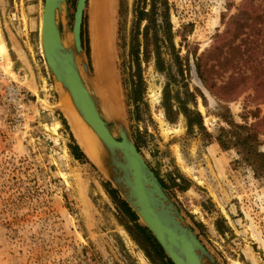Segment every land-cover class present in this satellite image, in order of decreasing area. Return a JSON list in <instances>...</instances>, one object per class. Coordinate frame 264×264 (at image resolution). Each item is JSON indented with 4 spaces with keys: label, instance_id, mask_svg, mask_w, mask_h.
<instances>
[{
    "label": "rangeland",
    "instance_id": "374dc122",
    "mask_svg": "<svg viewBox=\"0 0 264 264\" xmlns=\"http://www.w3.org/2000/svg\"><path fill=\"white\" fill-rule=\"evenodd\" d=\"M168 1L176 51L182 56L191 51L189 89L206 97V103L197 98L206 132L189 134L183 115L175 124L167 121L161 105L166 78L153 63L145 70L148 109L142 121L135 120L123 84L119 39V29L129 38L134 0H124L128 13L123 18L120 0L117 6L112 91L118 108L104 107L96 84L92 89L113 133L118 127L112 116H117L136 147L140 139L139 152L216 263L264 264V171L257 173L242 163L238 150L223 151L215 140L233 124L254 123L250 112L259 109L263 117L264 103L253 100L252 88L235 101L219 103L198 79L193 58L209 50L234 18H242L244 2ZM44 3L0 0V43L7 52L6 58L0 56V264H152L108 193L103 169L89 157L77 160L69 148L73 141L62 120L63 93L41 46ZM100 3L88 0L83 21L84 58L93 82ZM76 5L77 0H68L59 21L70 44ZM225 107L230 115L222 119L218 114ZM261 140L264 152V135Z\"/></svg>",
    "mask_w": 264,
    "mask_h": 264
},
{
    "label": "trees",
    "instance_id": "16d2710c",
    "mask_svg": "<svg viewBox=\"0 0 264 264\" xmlns=\"http://www.w3.org/2000/svg\"><path fill=\"white\" fill-rule=\"evenodd\" d=\"M243 2L242 18H234L227 31L216 36L215 43L209 50L199 57L197 53L193 55L198 79L219 103L235 101L251 88L255 92L253 100L264 103V0ZM133 7L135 20L129 38H122V29H119V39L123 41L120 46L123 50L120 56L123 84L135 120L142 121L144 111L148 109L145 70L153 63L155 71L166 78L161 105L167 121L175 124L179 116L183 115L189 134L195 133L196 130L206 132L203 116L197 110L198 96L204 103L206 97L197 88L194 92L189 89L191 51L188 50L184 56L180 51H176L169 1L134 0ZM127 13V5L124 0H120L119 16L123 18ZM84 34L83 27L82 39ZM183 42H187V35H183ZM249 114L254 118V123L233 124L230 128L221 130L215 140L223 151L238 150L242 163L256 168L255 171L259 173L264 171V152L261 151L264 116H260L259 109ZM229 115L227 107L223 113L218 114L222 119ZM62 120L67 129H70L64 117ZM71 138L73 144L69 145V148L75 158L87 161L72 134ZM141 144L140 139H137L138 149ZM160 182L168 188L164 181ZM107 186L108 193L131 224L129 232L151 263L173 264L167 260L158 242L148 234V229L140 225L137 215L121 199L118 192L110 183H107Z\"/></svg>",
    "mask_w": 264,
    "mask_h": 264
},
{
    "label": "water",
    "instance_id": "95a60500",
    "mask_svg": "<svg viewBox=\"0 0 264 264\" xmlns=\"http://www.w3.org/2000/svg\"><path fill=\"white\" fill-rule=\"evenodd\" d=\"M67 1L45 0L40 37L43 55L50 75L58 83L60 95L66 90L71 92L84 119L111 154L112 160L106 170L99 168L108 177L112 188L137 215L140 225L146 227L148 234L158 242L167 260L173 264H217L151 171L130 138L127 128L117 116H112L116 119L115 124L118 127L115 135L110 123L102 114L97 99L87 90L78 70L77 57L81 59L84 73L90 80L82 39L88 0H77L69 49L63 46L60 20H57V15H61ZM65 120L70 128L66 117ZM72 135L80 150L88 157L73 132Z\"/></svg>",
    "mask_w": 264,
    "mask_h": 264
},
{
    "label": "bare ground",
    "instance_id": "6f19581e",
    "mask_svg": "<svg viewBox=\"0 0 264 264\" xmlns=\"http://www.w3.org/2000/svg\"><path fill=\"white\" fill-rule=\"evenodd\" d=\"M114 3H115L114 0H101L100 7L98 10V18H97V22L95 26L96 33L94 35L96 42H97L96 51L94 55L95 66H96L95 82H93L92 79L88 80L82 68L81 59H79L78 57H77V62H78V70L81 74V77H83V80H84L83 82L85 83V86L87 90H89L91 95L95 96V94L97 93L93 91V89H95V84H96L97 89H99L101 91L99 92L102 93L100 94L102 95V97H100L102 100H100L99 103L104 105V107L107 106L111 108L112 107L118 108L117 104L120 100L115 102L113 91H112L113 86L115 84V83L113 84V82H114V79L116 78V76L115 78L113 76L114 75V31H115V4ZM65 13H67L66 5L63 7L61 15L60 14L57 15V20L58 19L60 20ZM62 42H63V46L66 49H69L71 45L70 38L64 37L62 39ZM4 45L3 43L2 44L0 43V56L3 58H6L7 52H6V48ZM41 46H42V42H41ZM42 50H43V46H42ZM83 73H84V76H83ZM84 78H87V80L90 83L89 86L91 88L86 85ZM114 103H117V104H114ZM60 108L63 111L65 117L67 118L70 128L78 144L83 149V151L87 154V156L95 164L100 166L103 170H106V167L109 166L112 160L111 154L108 152L107 148L102 143L101 139L96 134V132L93 130V128L84 119L83 114L76 106L73 95L68 90H66L63 93V97L60 102ZM114 111H117V109Z\"/></svg>",
    "mask_w": 264,
    "mask_h": 264
},
{
    "label": "crops",
    "instance_id": "0c3cea01",
    "mask_svg": "<svg viewBox=\"0 0 264 264\" xmlns=\"http://www.w3.org/2000/svg\"><path fill=\"white\" fill-rule=\"evenodd\" d=\"M97 2V0H95ZM115 4V27H117V6H118V0H114Z\"/></svg>",
    "mask_w": 264,
    "mask_h": 264
}]
</instances>
